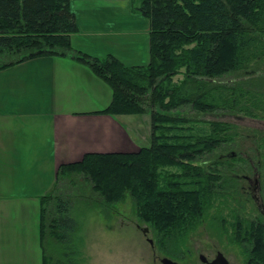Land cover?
<instances>
[{
  "label": "trees",
  "instance_id": "16d2710c",
  "mask_svg": "<svg viewBox=\"0 0 264 264\" xmlns=\"http://www.w3.org/2000/svg\"><path fill=\"white\" fill-rule=\"evenodd\" d=\"M70 1L0 0V70L40 57H71L112 89L113 101L101 113L149 114L152 135L150 145L136 153H90L59 169L55 191L42 198L44 264H80L79 257L84 261L82 243L71 239L79 228L68 192L82 180L103 211L131 198L140 221L154 231L160 251L180 260L189 235L210 218L212 209L219 210L217 203L232 205L238 195V206L245 207L235 177L238 169L226 164L247 165L240 158H207L238 142L242 134L237 125L203 122L180 110L251 118L264 113V75L254 71L230 86L215 82L250 72L259 63L264 66V0H132L134 11L151 21V61L146 66L75 51L71 36L78 28ZM197 123L204 126L199 132ZM244 132L249 139L259 138L264 167V132ZM220 162L224 168H218ZM262 186L264 192V177ZM233 218L231 244L245 249L246 264H264L262 215ZM213 221L228 232L220 214Z\"/></svg>",
  "mask_w": 264,
  "mask_h": 264
},
{
  "label": "crops",
  "instance_id": "0c3cea01",
  "mask_svg": "<svg viewBox=\"0 0 264 264\" xmlns=\"http://www.w3.org/2000/svg\"><path fill=\"white\" fill-rule=\"evenodd\" d=\"M70 7L75 51L112 55L127 66L150 63L151 21L134 11L132 0H71ZM112 101V89L71 57L0 70V264H44L42 198L55 191L62 166L90 153L145 147L142 134L127 125L141 115L101 113Z\"/></svg>",
  "mask_w": 264,
  "mask_h": 264
},
{
  "label": "rangeland",
  "instance_id": "374dc122",
  "mask_svg": "<svg viewBox=\"0 0 264 264\" xmlns=\"http://www.w3.org/2000/svg\"><path fill=\"white\" fill-rule=\"evenodd\" d=\"M249 71L246 72L247 74L243 71L231 73L219 78L215 82L219 83V85L230 86L245 79L248 73L254 71H257V74L253 73L254 75L261 76L264 75V66L262 63H259ZM180 79L181 77L178 76L175 78V81L178 82ZM180 112L194 116V118L203 122H230L238 126V131L242 134L241 138L237 139L238 142L228 146L225 150H218L212 156L208 155L207 158H211L210 160H218L228 153L235 152L239 155L240 153H248L255 163H257L262 150H260L257 144L259 138H247L244 130L255 129L258 131L257 135L263 133V112L257 118L244 116L241 113L230 115L218 111L214 114L199 115L191 107L181 109ZM131 119L133 120H130V123H127V125L129 128L136 129L140 132L144 140H146L144 146H149L151 115L133 116ZM194 127L198 129V132L199 128H204L202 123H197ZM194 132L196 133V129ZM246 169V167H241L236 171L239 174L250 172ZM262 173L264 177V167H262ZM263 177L261 180L262 185ZM242 186L243 182L239 184L240 189ZM68 192L73 195L72 201L74 206L72 209V217L76 220L79 228L71 239H76V241L81 242L84 248V261L80 257L77 258L80 264H162L161 258L167 257L160 251L154 231L151 230V227L141 222L136 215L135 206L131 198H128L125 203L111 207L108 206L107 211H103L100 207H97L98 197L93 193L91 187L85 180H82V185H78L76 188L69 187ZM215 207H219V210L212 209L210 218L196 232L189 235L181 259H171L177 260L181 264H203L199 259L200 254H204L212 259L216 257L218 251H221L232 264H246L247 256L245 255V249L237 245H232L230 242L232 228L229 224L234 221V214L235 216L240 215L247 220L259 218L261 213L258 204L250 199V202L245 204L244 208H237L234 205L225 206L224 203H217ZM219 214L227 222L225 224V227L228 228L227 233L219 227L220 224L214 223L213 221V217ZM143 229H148V233L145 234ZM149 239L152 240V244ZM155 252L157 257H154ZM60 257L65 260V257Z\"/></svg>",
  "mask_w": 264,
  "mask_h": 264
},
{
  "label": "flooded vegetation",
  "instance_id": "af4514ba",
  "mask_svg": "<svg viewBox=\"0 0 264 264\" xmlns=\"http://www.w3.org/2000/svg\"><path fill=\"white\" fill-rule=\"evenodd\" d=\"M229 158H235V159L240 158V159H243L245 162H247L246 168L248 167V169H251V172L242 173L241 175L235 174V177H237V180L239 183L243 182L242 190H243L244 199H245V201L243 202L244 205L248 204L250 202V199H252L254 201V203L258 204L259 211H260L262 217L264 218V196H263V192H262L263 188H262V182H261L262 177H263V173L261 170L263 167V163H262L261 157L259 156L257 163H255L253 158L250 155H248V153L247 154L240 153V156H239L235 152H231V153H228L227 155L222 156L220 160H227ZM241 164L242 163H238V162H233L230 164L227 163L226 167L240 169L241 167L243 168V166H241ZM232 165H235V166H232ZM238 165L241 167H239ZM224 167L225 166L222 164V162H220V165L218 168L221 169ZM244 167H245V165H244ZM230 203H232V205H234V206H237V208H240L238 206L239 205L238 195L235 198H233L232 200H230ZM200 255H202V254H200ZM204 256L209 261H211L215 258L214 257L211 259V258L207 257L206 255H204ZM154 257H157L156 252L154 253ZM203 264H205V263H203ZM230 264H232L231 261H230Z\"/></svg>",
  "mask_w": 264,
  "mask_h": 264
},
{
  "label": "water",
  "instance_id": "95a60500",
  "mask_svg": "<svg viewBox=\"0 0 264 264\" xmlns=\"http://www.w3.org/2000/svg\"><path fill=\"white\" fill-rule=\"evenodd\" d=\"M143 232L147 234L148 229H143ZM149 241L151 242V244L153 243L152 240H149ZM200 259L205 264H230V261L227 259V257L222 252H218L217 256L212 261L207 260L204 255H200ZM161 263L162 264H181L169 257L161 258Z\"/></svg>",
  "mask_w": 264,
  "mask_h": 264
}]
</instances>
